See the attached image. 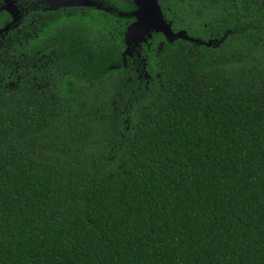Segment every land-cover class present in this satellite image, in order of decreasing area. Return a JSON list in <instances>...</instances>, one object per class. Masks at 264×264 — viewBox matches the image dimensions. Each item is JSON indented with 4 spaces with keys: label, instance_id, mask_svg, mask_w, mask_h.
Listing matches in <instances>:
<instances>
[{
    "label": "trees",
    "instance_id": "1",
    "mask_svg": "<svg viewBox=\"0 0 264 264\" xmlns=\"http://www.w3.org/2000/svg\"><path fill=\"white\" fill-rule=\"evenodd\" d=\"M101 1L0 33V264H264V0Z\"/></svg>",
    "mask_w": 264,
    "mask_h": 264
},
{
    "label": "water",
    "instance_id": "2",
    "mask_svg": "<svg viewBox=\"0 0 264 264\" xmlns=\"http://www.w3.org/2000/svg\"><path fill=\"white\" fill-rule=\"evenodd\" d=\"M4 5L0 8L1 11L7 12L12 20L3 29H0V33L15 28V15L17 7L15 6L14 0H0ZM50 5L49 10H58L63 8L73 7H95L98 9L96 1L94 0H45ZM136 10L132 13L134 22L128 27L125 33V42L128 48V41L132 38L138 37L143 38L139 43H145L147 39H150L152 33H162L168 41L176 38H183L192 41L188 38L185 32L174 33L171 30V24L168 23L162 14L161 7L158 0H134ZM196 42H198L196 40ZM126 53L128 54L127 50ZM129 55V54H128Z\"/></svg>",
    "mask_w": 264,
    "mask_h": 264
},
{
    "label": "rangeland",
    "instance_id": "3",
    "mask_svg": "<svg viewBox=\"0 0 264 264\" xmlns=\"http://www.w3.org/2000/svg\"><path fill=\"white\" fill-rule=\"evenodd\" d=\"M95 1H96L97 5L99 6V8L110 10V7L106 6L101 0H95ZM2 5H4V4L2 2H0V8L2 7ZM15 6L17 7V10L15 12L16 14H14L15 18H16L15 24H18L20 22L21 13H23V11L20 7H18V5L15 4ZM22 8H25V11H24V14H25L26 12H29L30 10H35L38 8H42V9L44 8V9L49 10L50 5L45 0H35V1H30L26 6L22 5ZM49 11H51V10H49ZM142 40H143V38L135 37V38H132V40L130 42L128 41L127 52L129 54V56L137 54L138 45Z\"/></svg>",
    "mask_w": 264,
    "mask_h": 264
},
{
    "label": "flooded vegetation",
    "instance_id": "4",
    "mask_svg": "<svg viewBox=\"0 0 264 264\" xmlns=\"http://www.w3.org/2000/svg\"><path fill=\"white\" fill-rule=\"evenodd\" d=\"M14 1H15V4L18 5V7H20L22 9V11H23V13H21L20 22L18 24H15L16 25L15 28L19 26V24L24 20V18L28 15L29 12H31V11H41V12L49 11V10L44 9V8L43 9L42 8H38V9H35V10H30L29 12H26L24 14L25 8H22V5H25L26 6L30 1H35V0H14ZM1 12H5V11H1ZM9 17H10V20H12V18H11L10 15H9Z\"/></svg>",
    "mask_w": 264,
    "mask_h": 264
}]
</instances>
